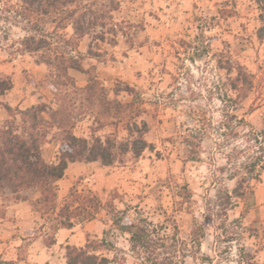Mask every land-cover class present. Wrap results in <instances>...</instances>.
Returning <instances> with one entry per match:
<instances>
[{"label": "rangeland", "instance_id": "1", "mask_svg": "<svg viewBox=\"0 0 264 264\" xmlns=\"http://www.w3.org/2000/svg\"><path fill=\"white\" fill-rule=\"evenodd\" d=\"M108 1L113 21L93 47L99 56L88 55L91 39L84 38L83 71L56 78L40 63L46 50L21 46L27 33L14 12L19 2L0 0V79L13 85L0 95L11 107L0 106V121L19 123L18 109L44 104L46 162L58 163L66 132L123 143L129 121L149 126L151 148L140 157L128 154L113 166L83 162L58 182L60 207L81 204L80 196L102 203L94 234L80 228L88 221L74 220L80 238L70 246L99 264H264V41L255 0ZM54 27L45 17V34ZM29 192L32 232L15 228L16 213L6 215L13 200L0 204L8 218L0 221V263L26 259L35 239L45 247L52 241L55 216L40 212L39 194ZM116 216L128 226L145 219L150 244L133 246Z\"/></svg>", "mask_w": 264, "mask_h": 264}, {"label": "trees", "instance_id": "2", "mask_svg": "<svg viewBox=\"0 0 264 264\" xmlns=\"http://www.w3.org/2000/svg\"><path fill=\"white\" fill-rule=\"evenodd\" d=\"M17 1L20 5L18 8L15 7L14 12L18 22L25 24L24 30L27 33V36L21 40L23 50L32 54L46 50L47 57H41L40 63L52 69L56 78L62 77V74L69 70L83 71L80 61L83 55L79 52V45L84 38L91 39L88 55L99 56V53H94L93 47L104 42L106 35L109 34L107 27L113 21L110 13L113 1L110 3L107 0ZM255 3L260 11L262 25L258 31V39L264 41V0H255ZM45 17L55 24L54 31L49 35L45 34L43 28ZM69 27L73 31L71 37L60 33V30H67ZM52 40L56 44L63 43L61 52L52 45ZM12 89L11 80L0 79L1 96ZM125 91L133 90L128 86ZM0 106L8 112L11 111L8 105L0 104ZM46 109L44 104L25 111L18 109L21 122L18 123L16 118L12 122L0 121V197L21 201L26 200L24 192L31 190L37 192L40 196L36 201L40 206L41 211H39L55 216L57 221V225L52 229L54 236L51 243H45L47 247H51L56 243L55 236L60 229H73L74 220L77 218L83 222H91L102 207V203L97 198V200L89 199L85 196H80L78 201H82L81 204L73 200L69 201L70 203L66 201L63 207L59 206L58 182L66 176L69 165L100 161L104 166H113L117 162L120 163L128 154L138 158L151 147L145 138L149 133L148 124L143 121L139 126L136 122L129 121L131 124L127 129L129 138L123 143H119L113 136L114 139L107 138L105 142L101 138L91 142L66 132L61 157L58 163L50 164L45 161L41 153V145L47 134L44 130ZM55 113L60 115L59 112ZM59 124V128L63 129L64 124ZM116 217L113 219L114 224L119 226L121 231L131 235L133 246L150 244L151 235L154 233L149 229L150 225L145 219L128 226L123 218ZM67 251V264H99L95 260H87V257H84L86 252L82 248L67 246Z\"/></svg>", "mask_w": 264, "mask_h": 264}, {"label": "crops", "instance_id": "3", "mask_svg": "<svg viewBox=\"0 0 264 264\" xmlns=\"http://www.w3.org/2000/svg\"><path fill=\"white\" fill-rule=\"evenodd\" d=\"M77 165H81L80 163H73L69 165L68 171L70 172L71 170H73L75 168V166ZM32 192H24L23 195L25 196L26 200H21V201H15L14 199L10 198L8 200H13L11 202V207H7V213L6 215H10L13 213L17 214V229H19L18 231L21 233H24V230H30V228H26V224L27 226L29 225V227H32V224L34 223V213L32 211V207L29 203V199H27V195L30 194ZM37 196V194H34ZM4 198L0 197V204L2 200ZM13 210V211H12ZM0 221L6 222L8 224V218H1L0 217ZM96 221H91L88 222L86 224H84V226H81L80 228L83 227V231L90 233V234H94V223ZM78 227H74L73 229L69 230V229H60L56 236V243L54 245H52L51 247H45L42 246L41 238L40 239H35L31 245L29 246V256L26 259H22L19 257H16L14 259V263L15 264H67V259L64 257V255L62 254H58V250L61 249V252L65 251V249H62V245L65 243L66 246H70L73 244H77L79 242L80 238V233H77ZM96 228V226H95ZM28 232H32L31 230ZM27 232V236L32 238L33 235H28L30 233ZM5 233L7 234H13V231H8L5 230ZM98 233V231H97ZM95 233V234H97ZM28 241H31V239H29ZM41 248L44 247V248ZM18 256V255H17ZM13 260L9 261L8 259H5L3 261V263L1 262L0 264H14Z\"/></svg>", "mask_w": 264, "mask_h": 264}]
</instances>
